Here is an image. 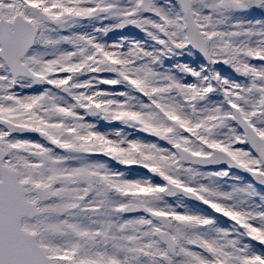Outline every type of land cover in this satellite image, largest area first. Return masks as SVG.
<instances>
[{"label": "snow or ice", "instance_id": "obj_1", "mask_svg": "<svg viewBox=\"0 0 264 264\" xmlns=\"http://www.w3.org/2000/svg\"><path fill=\"white\" fill-rule=\"evenodd\" d=\"M0 264H264V0H0Z\"/></svg>", "mask_w": 264, "mask_h": 264}]
</instances>
